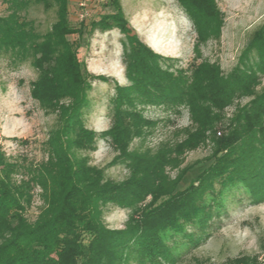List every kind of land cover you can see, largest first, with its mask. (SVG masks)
Wrapping results in <instances>:
<instances>
[{
    "label": "trees",
    "instance_id": "obj_1",
    "mask_svg": "<svg viewBox=\"0 0 264 264\" xmlns=\"http://www.w3.org/2000/svg\"><path fill=\"white\" fill-rule=\"evenodd\" d=\"M176 2L195 33L193 62L186 69H170V59L129 34L119 0L94 1L91 16L99 20L90 23L87 33L116 28L125 37L129 85L115 86L111 127L100 135L118 152L124 153L131 137L148 123L142 115L147 105L173 113L187 108L197 130L177 146L180 153L195 148L204 132L214 129L213 111L233 99H250L234 113L211 164L182 190L177 187L190 169L167 181L164 168L171 161L162 154L151 160L128 156L130 176L120 184L105 180L103 170L81 154L94 150L96 133L82 118L93 77L82 68L70 39L87 29V17L77 20L74 2L1 0L6 15L0 17V56L36 71L30 98L45 114L55 115L58 126L44 145L46 159L26 168L27 177L16 180L20 165L0 150V264H128L131 257L137 264H175L184 248L209 236L211 220L220 217L232 191L242 190L252 205L264 200V88L256 91L264 76V27L252 34L238 65L224 77L217 64L196 63L201 46L220 38L223 17L216 0ZM32 6L54 10L55 21L44 34L25 18ZM35 187L44 207L30 223L24 215ZM108 204L129 210L124 229L104 227L102 209Z\"/></svg>",
    "mask_w": 264,
    "mask_h": 264
},
{
    "label": "rangeland",
    "instance_id": "obj_2",
    "mask_svg": "<svg viewBox=\"0 0 264 264\" xmlns=\"http://www.w3.org/2000/svg\"><path fill=\"white\" fill-rule=\"evenodd\" d=\"M130 35L156 55L170 59V69H186L193 62L195 33L176 0H119ZM223 17L220 38L201 46V61L217 64L224 77L238 65L252 34L264 27V0H216ZM95 6L88 4L87 26L81 37H70L77 48V56L88 75L91 90L89 106L83 113L87 129L96 133L94 150L82 152L90 166L103 170L104 179L120 184L130 176L133 161L128 156L151 160L159 154L170 159L164 168L165 179L175 181L190 169L177 190L212 162L219 138L233 119L239 107L249 98L233 99L221 111H213L214 129L204 132L201 142L191 149L177 150L190 133L197 129L187 108L177 113L162 107L147 105L142 108L148 122L139 128L122 153L115 150L108 138L100 136L111 127V104L115 86L129 85L125 77L123 58L124 35L116 28L87 33L90 23L99 20L91 16ZM109 13L108 9L103 10ZM96 13V12H95ZM6 15V6L0 0V17ZM25 18L33 22L39 34L47 32L55 21L54 10L44 11L32 6ZM37 73L28 63L13 65L0 56V150L9 161L20 165L16 180L27 177L26 168H33L46 159L44 145L58 126L55 115H47L30 98V83ZM103 78L99 81L97 78ZM264 88V76L256 91ZM24 168V171H23ZM27 171V170H26ZM149 198L146 199L148 202ZM44 207L40 190L35 187L25 218L32 223ZM129 210L108 204L102 209V222L110 230H122L127 224ZM209 236L195 247L184 248L175 264H228L241 260V264H264V200L250 204L242 190H234L225 197L220 217L211 220ZM128 264H137L133 257Z\"/></svg>",
    "mask_w": 264,
    "mask_h": 264
},
{
    "label": "built area",
    "instance_id": "obj_3",
    "mask_svg": "<svg viewBox=\"0 0 264 264\" xmlns=\"http://www.w3.org/2000/svg\"><path fill=\"white\" fill-rule=\"evenodd\" d=\"M76 6V18L78 21H83L87 17V6L93 4L95 0H71ZM104 3L106 0H96Z\"/></svg>",
    "mask_w": 264,
    "mask_h": 264
}]
</instances>
